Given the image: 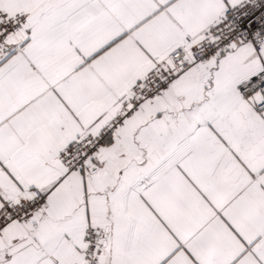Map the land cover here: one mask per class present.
<instances>
[{
    "label": "snow or ice",
    "instance_id": "6c2138e0",
    "mask_svg": "<svg viewBox=\"0 0 264 264\" xmlns=\"http://www.w3.org/2000/svg\"><path fill=\"white\" fill-rule=\"evenodd\" d=\"M0 264H264V0H0Z\"/></svg>",
    "mask_w": 264,
    "mask_h": 264
}]
</instances>
